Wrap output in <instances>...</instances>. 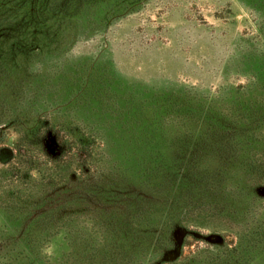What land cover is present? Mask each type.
<instances>
[{
    "label": "rangeland",
    "instance_id": "rangeland-1",
    "mask_svg": "<svg viewBox=\"0 0 264 264\" xmlns=\"http://www.w3.org/2000/svg\"><path fill=\"white\" fill-rule=\"evenodd\" d=\"M9 2L0 0L3 29L23 12L18 0ZM47 2L55 13L63 6ZM107 5L109 14H102L99 8ZM93 6L91 23L54 41L48 34L59 35L58 25L45 27L49 39L41 49L16 66L12 61L25 56H10L0 70V264H264V17L247 0ZM151 103L172 104L166 117L160 114L169 142L202 124L210 134L207 112L228 120L231 170L204 151L196 166L208 177L206 191L162 193L146 209L145 225L132 219L137 238L151 216L157 218L153 241L162 234L159 242L120 241L111 213L89 197L72 202L65 218L55 214L37 228L29 255L13 233L17 210L7 207H21L60 185L133 175L135 162L125 158L131 145L123 140L132 132L120 121L133 120L140 109L149 116ZM179 103L186 113H179ZM50 133L65 143L64 152L48 151ZM5 148L13 149V159ZM173 235L184 240L181 248Z\"/></svg>",
    "mask_w": 264,
    "mask_h": 264
},
{
    "label": "trees",
    "instance_id": "trees-1",
    "mask_svg": "<svg viewBox=\"0 0 264 264\" xmlns=\"http://www.w3.org/2000/svg\"><path fill=\"white\" fill-rule=\"evenodd\" d=\"M5 1L6 3L8 1L9 5V0ZM47 1L18 0L19 7L23 9L21 17H16L14 21L8 23L5 29L0 28V70L4 68L3 65H8L7 61L10 56L11 58L16 54L25 56L26 59H20V57L13 60L15 66L20 62L25 63L24 61H28L27 58L35 50L41 49L40 45L42 46L44 40L50 37L54 41L62 32L71 31L75 25L81 27L88 25L91 23L92 17L96 16L97 8L94 10L93 4H105L106 1L109 3L110 0H60V5L63 4V6L58 10L59 13L54 12V7H52L53 11H50V4ZM247 4L264 17V0H247ZM110 8L112 7L107 5L99 9H102V14L106 15L109 14L106 11H110ZM45 14L47 16H44ZM47 19L50 24H47ZM55 26H57L56 30L60 32L59 35L50 30ZM45 27L47 31L50 30L48 35L51 34V36L48 37L43 33ZM43 44L45 45V41ZM139 94L140 91L137 95ZM141 101L136 102L135 105L139 104L142 107ZM184 105L179 103V113L188 111L189 108L184 109ZM169 106L172 104L166 103L161 106L160 103H157L155 107L153 104L150 106L149 116L146 114V110L140 109L138 114L134 116L135 119L126 117L124 123L120 121L123 126L125 125L127 131L132 132V134L126 133L123 140L130 142L131 145V151L126 150L125 158L133 159L135 162L133 175L121 172L116 176L98 178L89 186L78 184L79 182L60 185L50 191L42 192L32 200H27V203L21 207L14 205L10 208L7 207L12 211L17 210L18 214L15 216L19 217L20 222L18 230L16 227L13 228V233L20 243L28 249L29 255L35 251L33 238L39 236V229L37 228L43 227L50 220L53 221L56 215L59 219L65 218L62 214L73 205L72 202L77 205L79 203L84 204L90 199L89 197L98 200L106 213H111L108 218L112 219L118 228L114 231V236L120 241H131L132 239L148 245L154 241L159 242L162 234H159L153 241L158 233L157 228H155L156 224L159 225L157 218L150 215L152 218L150 225H148L150 227L144 231H138L137 238H132L133 230H130L133 224L132 219L145 225L148 221L146 215L149 213L146 209L149 205L156 204L155 198L160 197L162 193L169 195V191L178 192L180 189V193L185 192L192 195L201 193L203 190L206 191L204 179H208V177L204 178L203 173L196 166V163L201 160L200 153L204 151L215 156L219 164L224 163L222 170H231V128L226 126L228 120H225L222 115L217 117L215 114L207 112L203 120L204 123L205 121L211 123L208 131V133L211 131L210 134L202 132L206 128L202 124L200 130L198 127V129L195 128L196 130H187V133L185 132L183 135L173 136L176 139L169 142L165 136L166 133H163L166 132L164 130L165 124L160 116V114L165 116ZM175 106L176 104L173 102L172 107ZM123 113H125L124 116L130 114L126 110ZM194 117H196V113ZM105 123L101 127L105 126ZM104 130L106 131V129ZM58 143L64 152L65 143L60 139ZM5 151H7L9 159L15 157L13 149L5 148ZM54 157L56 158V156ZM116 161L119 162V160ZM41 235L49 237L50 233L42 231ZM175 237L173 235L172 238L174 246L181 248L184 240ZM123 246L125 247V245Z\"/></svg>",
    "mask_w": 264,
    "mask_h": 264
},
{
    "label": "water",
    "instance_id": "water-1",
    "mask_svg": "<svg viewBox=\"0 0 264 264\" xmlns=\"http://www.w3.org/2000/svg\"><path fill=\"white\" fill-rule=\"evenodd\" d=\"M59 143L57 142L56 136H54L52 133L49 134V139L47 141V149L52 155H57L59 153ZM182 231H179V234H181Z\"/></svg>",
    "mask_w": 264,
    "mask_h": 264
},
{
    "label": "flooded vegetation",
    "instance_id": "flooded-vegetation-1",
    "mask_svg": "<svg viewBox=\"0 0 264 264\" xmlns=\"http://www.w3.org/2000/svg\"><path fill=\"white\" fill-rule=\"evenodd\" d=\"M179 231H180V230H179ZM179 231L177 232L178 235H180V234H179ZM184 232H185V231H184ZM181 234H182V233H181Z\"/></svg>",
    "mask_w": 264,
    "mask_h": 264
}]
</instances>
